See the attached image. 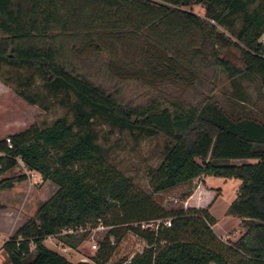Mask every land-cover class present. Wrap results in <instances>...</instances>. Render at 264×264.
<instances>
[{"label":"trees","instance_id":"trees-1","mask_svg":"<svg viewBox=\"0 0 264 264\" xmlns=\"http://www.w3.org/2000/svg\"><path fill=\"white\" fill-rule=\"evenodd\" d=\"M186 1L0 0V66L32 68L72 115L10 133V147L0 138V173L19 160L57 187L1 245L6 264H104L107 239L121 229L143 246L113 264H264V122L225 111L210 97L216 67L231 79L254 78L264 93V0H193L215 23L228 25L238 15L235 39L172 7ZM127 80L155 92L125 99L120 86ZM18 93L36 102L34 93ZM96 116L170 140L150 171L149 191L106 160ZM201 174L239 179L225 209L241 228L230 243L213 232L207 206L164 209L152 198ZM24 178L1 179L0 189ZM98 224L109 229L90 260L71 261L44 244L64 227ZM60 239L79 241L71 234Z\"/></svg>","mask_w":264,"mask_h":264},{"label":"rangeland","instance_id":"rangeland-1","mask_svg":"<svg viewBox=\"0 0 264 264\" xmlns=\"http://www.w3.org/2000/svg\"><path fill=\"white\" fill-rule=\"evenodd\" d=\"M172 7L190 10L199 18L209 20L204 15V4L200 1L187 0L183 4ZM213 23L216 30L221 31L230 39H235L234 30L239 24L238 15L232 17L228 25ZM207 74L210 76L209 72ZM210 80V97L217 101L225 111L234 114H249L264 122V93L254 78L244 75L231 79L216 67ZM120 87L122 97L133 101H140L146 94L155 92L153 87L137 85L134 80H127ZM18 90L34 93L36 102H29L18 93ZM61 114H65L68 120L72 117L71 112L61 101L59 93L48 92L32 68L5 64L0 66V138L31 123L39 126L47 125ZM92 126L96 130V140L106 160L123 175L128 176L135 188L149 191L150 171L159 163L170 140L160 132L144 134L135 129L119 128L100 116L93 119ZM232 161L252 162L254 159H234ZM20 175H24L25 178L14 182L9 189H0V264H6L7 260V255L1 248L3 242L57 188L51 181L42 180L38 172L26 168L19 160L14 167L0 173V180L17 178ZM238 185L239 179L234 177L201 174L185 183L153 193L152 198L164 209H171L192 204L193 197H196V203H205L207 199L205 206L207 203H212L211 200L216 195L210 207L211 214L216 218L212 229L215 233H222L216 236L226 244L230 243L241 231L239 224L236 223V217L225 214V209L234 197ZM184 195L186 197H183ZM108 229L109 226L103 224L85 225L71 234L74 239L79 240L74 246L63 243L60 239L63 235L61 233L47 236L44 244L60 251L71 261L90 260L99 249ZM119 233V236L110 235L107 239L111 253L104 264H113L124 257L128 258L143 246V241L131 230L121 229Z\"/></svg>","mask_w":264,"mask_h":264},{"label":"built area","instance_id":"built-area-1","mask_svg":"<svg viewBox=\"0 0 264 264\" xmlns=\"http://www.w3.org/2000/svg\"><path fill=\"white\" fill-rule=\"evenodd\" d=\"M264 38V34L261 35V39ZM5 141L8 144V146H11V139L9 137V135L5 136ZM159 222V220H155V221H150V222H141L140 226L145 227H153L155 223ZM162 224L167 225L168 224V220H162ZM81 226H77V227H64L61 229V231L58 234H73L75 232H77L79 229H81ZM50 236V235H49ZM111 243H113V241H111ZM63 249V248H62ZM140 251V250H139ZM128 260V258L126 259V261Z\"/></svg>","mask_w":264,"mask_h":264},{"label":"crops","instance_id":"crops-1","mask_svg":"<svg viewBox=\"0 0 264 264\" xmlns=\"http://www.w3.org/2000/svg\"><path fill=\"white\" fill-rule=\"evenodd\" d=\"M10 133H12V132H10ZM205 195V197L207 196V193L206 194H204ZM215 197H216V195L212 198V203H213V201H214V199H215ZM206 199V198H205ZM187 199H186V203H187ZM191 203L192 204H185L184 206H195V207H205L206 205H207V210H208V212H209V214L213 217V215L211 214V212H210V207H211V202L210 203H207L205 206H204V204L207 202V199H206V202L205 203H201V202H198V203H196V197H193L192 199H191ZM194 203H196V204H194ZM236 217V216H235ZM214 218V220L216 219L215 217H213ZM236 223H238L239 222V218L238 217H236ZM216 222V220L214 221V223ZM213 223V224H214ZM213 224L211 225V228H212V226H213ZM213 230V229H212ZM214 232V231H213ZM215 233V232H214ZM220 235H222V233H219ZM218 233H215V235H219ZM240 234V232L238 233V235ZM238 235H236L231 241H233V240H235L236 238H237V236ZM218 237V236H217Z\"/></svg>","mask_w":264,"mask_h":264}]
</instances>
